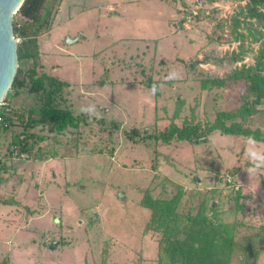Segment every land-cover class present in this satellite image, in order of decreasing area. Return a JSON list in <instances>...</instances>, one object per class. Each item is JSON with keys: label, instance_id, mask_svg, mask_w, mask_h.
<instances>
[{"label": "rangeland", "instance_id": "1", "mask_svg": "<svg viewBox=\"0 0 264 264\" xmlns=\"http://www.w3.org/2000/svg\"><path fill=\"white\" fill-rule=\"evenodd\" d=\"M261 3L49 0L51 14L42 31L15 35L23 55L18 67L26 73L35 63L38 72L66 80L73 86L63 93L61 104L107 124L94 120L62 133L41 132L26 157L14 156L10 136L0 139L6 189L15 182H32L39 189L29 191V197L37 195L32 209H18L14 200L0 204V262L176 264L164 252L163 229L142 204L148 194L159 201L176 196L179 214L211 217L235 242L228 264H240L238 248L249 245L257 253L254 264H264V141L217 130L193 141L147 136L171 125L204 127L217 111L238 105L242 82L202 88L183 63L235 50L241 52L238 61H202L195 68L224 75L235 66L254 64L261 39L252 41L247 35L240 48L231 30L236 24L247 34V9H263ZM13 18L18 24L28 20L18 12ZM250 23L259 29L254 20ZM64 36L77 38L65 42ZM40 102V93L23 89L11 105L16 112H27ZM258 107L234 120L263 131L264 103ZM133 128L135 134L129 132ZM13 164L23 168V177L21 171L13 176ZM6 196L13 199L9 192ZM29 213L35 217L28 225L45 228L41 234L16 230L21 215ZM1 218L16 221L8 224Z\"/></svg>", "mask_w": 264, "mask_h": 264}, {"label": "trees", "instance_id": "2", "mask_svg": "<svg viewBox=\"0 0 264 264\" xmlns=\"http://www.w3.org/2000/svg\"><path fill=\"white\" fill-rule=\"evenodd\" d=\"M261 8L253 6L248 7L247 15L249 20L246 24L247 34L238 30L237 25L232 28V39L239 42L242 48L243 41L249 35L252 41L260 40L258 53L254 59V64L248 66H235L224 75H217L198 71L195 67L199 62H211L213 64L233 63L241 59V52H232L222 56H204L195 57L190 62H182L188 65L193 77L199 81L202 88L212 86H233L242 82L244 86V95L239 99L238 105L232 110L217 111L214 119L203 126L195 125L185 128L171 125L169 129H161L153 135H147L149 138L167 142L176 135L178 139L201 138L212 131H220L230 135L251 136L264 141V130L251 129L234 120L236 117L245 118L258 111V105L264 103V0H261ZM28 20L18 24L13 18L14 35L33 36L39 34L48 24L50 16L49 0H24L22 5L16 10ZM254 20L259 29L251 28L250 20ZM234 20H238L235 18ZM239 21V20H238ZM249 22V23H248ZM257 35V36H256ZM18 61L22 58L17 45ZM29 82V84H28ZM70 85L66 80L59 79L56 76L45 72H38L36 64L25 71L17 67L14 79L5 94L2 101L9 105V112L3 113V122L0 123V136H10V147L13 152L24 153L32 148V139L41 132L51 133L63 132L65 128H76L80 122H103L97 119L95 115L82 112L74 114L73 110L61 104L62 95ZM28 93H40V104L37 107H29L27 112H16L8 101L11 96L21 93L22 90ZM230 121L227 123V121ZM109 124L116 123L108 122ZM106 127V126H105ZM99 125V129L105 128ZM113 129L110 127V130ZM129 132L136 133L133 128ZM191 132V134H190ZM108 133V135L112 134ZM7 137V136H5ZM18 156V155H17ZM5 170V162L0 155V183L5 179L2 172ZM8 201V200H5ZM11 202V201H9ZM176 196L164 201L153 199L148 194L142 198V204L151 208L152 221L158 228L163 229L164 237L161 241L164 246V252L167 253L171 263L176 264H228L232 258L233 251L236 249L235 242L229 235L224 234L219 225L210 217L203 215L195 216L189 214H179L176 212ZM239 246V245H238ZM237 246V247H238ZM250 246V245H249ZM241 249L242 255L238 256L240 264H254L257 253L253 248ZM247 249V250H246ZM237 250V249H236ZM5 261L1 260L0 264ZM9 264V263H8Z\"/></svg>", "mask_w": 264, "mask_h": 264}, {"label": "water", "instance_id": "3", "mask_svg": "<svg viewBox=\"0 0 264 264\" xmlns=\"http://www.w3.org/2000/svg\"><path fill=\"white\" fill-rule=\"evenodd\" d=\"M24 0H0V102L7 93L18 67L17 40L13 32V14ZM77 37L65 36V42ZM191 141L198 138H191Z\"/></svg>", "mask_w": 264, "mask_h": 264}, {"label": "crops", "instance_id": "4", "mask_svg": "<svg viewBox=\"0 0 264 264\" xmlns=\"http://www.w3.org/2000/svg\"><path fill=\"white\" fill-rule=\"evenodd\" d=\"M65 38V36H64ZM46 43H49V38L47 39ZM45 43V44H46ZM20 94V93H19ZM17 94V95H19ZM15 95V96H17ZM12 98H14V96H12ZM12 98H10L8 101L12 104ZM0 139H3L4 140V136H0ZM2 155V154H0ZM2 159L4 160L5 162V159L2 157ZM14 159V158H13ZM17 161L16 157L15 159L13 160V163ZM6 165V164H5ZM14 165V164H13ZM14 170H12L13 172V176L16 174L17 176L19 174H21V176L23 177L24 176V172H23V168L21 169H18L19 167L18 166H15L14 165ZM19 171H21V173H19ZM7 175L6 172H2V176L5 178V176ZM8 181V179H4L1 183H0V204H10L11 202H9L10 200H14V201H17L19 203V205H17V208L20 209V205H23V206H26L28 207L29 209H32L33 207L31 206V204H33L36 200H37V195L35 194H32L30 197L28 196L29 194V191L30 190H33L34 191H38L39 189L35 188L33 185H32V182L30 184H28V182H25L23 184H18L17 182L14 183L13 185V188H9V190L6 189V187L4 186V184ZM9 192V195L13 198V199H8L9 196H6L7 193ZM39 194V193H38ZM41 194V193H40ZM29 199L30 200V203H23V201ZM5 200H8V201H5ZM32 202V203H31ZM35 214V213H34ZM34 214L32 213H29L25 216H22L21 214V217H24L23 220H19V224L17 225V229L16 230H26V231H38L39 234H41L42 231H45L46 229L44 228L43 230H40L38 229L37 227H31L28 225V220L35 217ZM44 215V213L42 214ZM18 216L19 214L17 215L16 219L18 220ZM1 220L3 222H6L8 224H12L13 222L15 221H10V219H6V218H1ZM6 220V221H5ZM49 228V227H48Z\"/></svg>", "mask_w": 264, "mask_h": 264}, {"label": "built area", "instance_id": "5", "mask_svg": "<svg viewBox=\"0 0 264 264\" xmlns=\"http://www.w3.org/2000/svg\"><path fill=\"white\" fill-rule=\"evenodd\" d=\"M9 110H10V108H9V105L7 104V102L1 101L0 102V123L3 122V113L9 112ZM13 154H14V156H17L18 155L19 157L20 156H22V157H26L27 156L26 153H17L16 151L13 152Z\"/></svg>", "mask_w": 264, "mask_h": 264}]
</instances>
